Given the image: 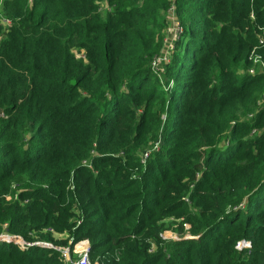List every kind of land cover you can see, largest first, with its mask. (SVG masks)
Wrapping results in <instances>:
<instances>
[{"label": "trees", "instance_id": "obj_1", "mask_svg": "<svg viewBox=\"0 0 264 264\" xmlns=\"http://www.w3.org/2000/svg\"><path fill=\"white\" fill-rule=\"evenodd\" d=\"M0 6V232L87 240L92 264H264V0ZM74 260L0 241V264Z\"/></svg>", "mask_w": 264, "mask_h": 264}, {"label": "rangeland", "instance_id": "obj_2", "mask_svg": "<svg viewBox=\"0 0 264 264\" xmlns=\"http://www.w3.org/2000/svg\"><path fill=\"white\" fill-rule=\"evenodd\" d=\"M30 2H31V0H26V3L29 4ZM0 4H1V0H0ZM1 9L2 8L0 6V10ZM0 21H1V23H2V25L4 27H6V25H8L10 23L9 19L6 18L4 15H1V14H0ZM166 21H167V25L165 27V40H164V44H163V47H162V50H161V51H164V52L166 50H168L169 47H172V45L174 44V41L176 40V38L178 36V33L180 32V25L178 23V19H177V16H176V13H175V10H174L173 7H170L168 9V11H167V13H166ZM259 35H260V32L258 30V38H259ZM258 44H259V42H258ZM83 54H84V51L83 52L82 51H78V52L76 51V55L78 57L83 56ZM256 55H258V54L254 53L253 51L250 53V59H251V61H250L249 67L247 68L246 71L250 72L249 70L251 68H253L255 70L254 72H258V71H261V69L263 68V66H264V59H263V57L261 56V58H258ZM258 59L261 60V61L259 62ZM258 62H259V67H258ZM163 64L164 63H160L158 65V72L159 73H161L162 70H163V66H164ZM149 83L150 82H146L145 87L147 85H149ZM263 92H264V88H263L262 94H263ZM262 94H261V96H262ZM255 113H256V110H253V111L247 113L246 116L248 117L249 115H251L249 117H252L253 118V116L255 115ZM160 117L162 119L164 118L163 115L160 116ZM158 144H159V142H157V140H154V139L153 140H149L147 143H145V144H143L141 146V148L139 149L138 153L144 155V153L146 151H148L149 154H150L151 151H153V150H155V148H157ZM169 220H171V218H168V219L164 220V222L165 223H168ZM177 232H172V231L171 232H167L166 234H168V236H167L168 239H171L173 237L176 238L177 236H180V235L183 236V237L190 236L189 232H184V231H181V232L180 231H177ZM56 238L57 239H64V238H66V234H58ZM44 242H48V241H44ZM49 243H51L52 245H55L58 249L59 248L66 249L67 247H69L67 245H63V244H60V243H58V244H55V243H52V242H49ZM71 252L75 254V259H77V257H76L77 256V253L74 250H72V249H69V251L66 254V257H70L71 258Z\"/></svg>", "mask_w": 264, "mask_h": 264}, {"label": "built area", "instance_id": "obj_3", "mask_svg": "<svg viewBox=\"0 0 264 264\" xmlns=\"http://www.w3.org/2000/svg\"><path fill=\"white\" fill-rule=\"evenodd\" d=\"M259 29H260V35H259V38H258V42H259V44H261V45L264 46V29L263 28H259ZM172 48H173V45H172V47H169L168 50H166L165 52L164 51H161V53H159L157 56H155L154 59L152 60V67H153L154 71L157 74L159 73L158 72V65L160 63H164L165 64V63L168 62V57H169V54L172 51ZM256 56L258 58L260 57L259 55H256ZM258 61L260 62L261 60L258 59ZM259 62H258V67H259ZM249 71H250V73H253L255 70L253 68H251ZM259 72H263L264 73V66L261 69V71H259ZM260 102H262V103L264 102V92H263V94H262V96L260 98ZM249 116H251V115H249ZM249 116H248V118H250ZM148 155H149V152L148 151H146L144 153V155H142V157H141V162L142 163L146 160V158L148 157ZM0 241L13 242L16 245H18V247H20L21 249H26L29 246L33 245V244H41V245H44V246L54 247V248L58 249L55 245H52L49 242H44V241H37V242L30 241V240H27V239L23 238L19 234L10 233V232H8L6 230L5 224L3 225V229L0 232ZM249 245H250V242L249 241L242 239V240H239L238 241L237 248L238 249L246 248ZM69 249L70 248L67 247L66 249L59 248L58 250H61L63 256H65L66 259H69L70 260V257H66V254L69 251ZM72 250H74L77 253V256H78L77 259H75L74 261H71L72 264H92V263H90L89 258H88L89 243H88L87 240H81V241L77 242L74 245V247L72 248Z\"/></svg>", "mask_w": 264, "mask_h": 264}, {"label": "crops", "instance_id": "obj_4", "mask_svg": "<svg viewBox=\"0 0 264 264\" xmlns=\"http://www.w3.org/2000/svg\"><path fill=\"white\" fill-rule=\"evenodd\" d=\"M252 17V16H251ZM260 28V27H259ZM242 240V239H241ZM248 241V240H247Z\"/></svg>", "mask_w": 264, "mask_h": 264}]
</instances>
